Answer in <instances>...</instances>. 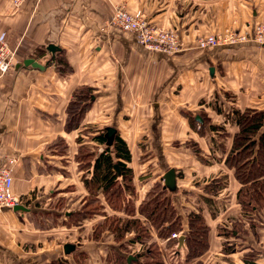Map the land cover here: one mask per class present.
<instances>
[{"label": "crops", "instance_id": "0c3cea01", "mask_svg": "<svg viewBox=\"0 0 264 264\" xmlns=\"http://www.w3.org/2000/svg\"><path fill=\"white\" fill-rule=\"evenodd\" d=\"M119 6L154 25L175 29L181 49L173 55L146 51L134 34L110 27L108 22ZM263 22L264 0H25L17 8L12 0H0V44H7L13 62L12 68L0 72V168L11 167L12 193L22 207L0 214V264L55 260L114 264L152 243L168 247L139 209L152 199L147 197L154 185H163L161 192L169 191L163 180L169 169L175 171L177 189L186 192L196 185L219 205L231 184L235 199L245 185L225 162L239 133L234 113H264V46L250 40L201 48L199 40L227 28L252 30ZM26 60L37 65L15 68ZM58 60L66 63L62 72ZM79 89L91 90L92 98L79 105L76 112L85 109L77 118L76 112L68 113ZM67 123L73 125L71 129L67 130ZM108 127L115 129L130 152L127 167L133 188L126 195L127 203L136 192H142L141 197L133 211H114L98 193L99 213L70 217L86 205L89 192L84 181L92 175L91 168L80 167L79 148L86 147L94 161L107 146ZM223 127L230 128L229 135L223 137L226 148L217 163L212 162L214 167L197 161V149L185 148L189 142L203 147L220 139ZM262 134L264 124L255 142ZM141 142L154 144L158 170L154 167L144 174L137 146ZM89 144L99 149L91 150ZM205 154L201 157L206 159ZM151 162L149 168L156 165ZM257 180L264 181V175ZM257 203L264 206L262 189ZM263 210L254 217L235 219L241 234H232L242 238H237L244 244L241 248L228 252L220 228L214 233L209 225L208 249L202 256L184 262V243L180 250L174 248L173 258L185 264L257 263L264 258V215L260 220L256 215ZM187 214L184 220L177 214L184 228ZM112 217L140 221L149 238L133 243V231L119 238L108 228ZM67 244L72 246L68 253ZM162 258L167 264L164 253Z\"/></svg>", "mask_w": 264, "mask_h": 264}, {"label": "trees", "instance_id": "16d2710c", "mask_svg": "<svg viewBox=\"0 0 264 264\" xmlns=\"http://www.w3.org/2000/svg\"><path fill=\"white\" fill-rule=\"evenodd\" d=\"M59 71L66 68V63L62 60L57 61ZM92 94L89 89H79L74 100L70 103L69 113L76 112L79 105L91 100ZM85 106L76 112L78 118L83 113ZM235 123L239 128V133L234 136L232 149L226 158V164L234 170V174L245 185L238 192V200L242 210L246 213L255 210L260 190L264 191V181L257 179L264 175V134L255 142L254 137L264 124V113L254 110H246L243 113H234ZM74 117V116H73ZM72 117V118H73ZM70 119V118H69ZM71 121L69 120V123ZM66 124V128L71 129L73 125ZM102 144L104 139L97 138ZM257 148L254 152V148ZM78 158L81 159L82 169L91 168V178L85 180L89 196L87 203L78 213L70 215L85 218L97 214L101 206L97 199L98 193L103 195L107 205L114 211H127V194L132 190L131 169L127 167L130 161V152L126 143L116 136L110 145L102 149V152L94 161V154L88 153L86 147L79 148ZM236 161V162H233ZM117 165L118 171L114 166ZM250 183V186H246ZM254 206V207H253ZM139 211L148 221L150 227L156 231L160 239H167L173 232L180 229V220L174 208L167 199L158 195L147 204L143 205ZM249 214V213H248ZM108 228L115 232L119 238L129 231L134 232L131 240L143 242L149 238V230L138 220H120L112 217L108 219ZM207 226L200 214L190 213L188 215V235L185 237V258L184 262L189 263L202 256L208 249ZM176 240H169L166 246H175ZM162 249L156 243H152L143 248L141 253H129L127 256L118 258L114 264H163ZM49 264H67L64 260H55ZM196 264H201L197 262Z\"/></svg>", "mask_w": 264, "mask_h": 264}, {"label": "rangeland", "instance_id": "374dc122", "mask_svg": "<svg viewBox=\"0 0 264 264\" xmlns=\"http://www.w3.org/2000/svg\"><path fill=\"white\" fill-rule=\"evenodd\" d=\"M228 114H231V111H228ZM224 117L226 118V117H228V115H226V116L224 115ZM223 128L224 129L221 130V128H220V130H219L220 131V135H219L220 139L218 138V140H215V141L213 139V141H211V142H206V144L204 143L205 144L204 146L202 145L203 147H200L199 144H194L192 142L186 143V144H184V146H186L185 148H187L190 151H192V149L198 150L195 152H197V157H198L197 161L199 163L201 161H203L204 163L210 162L209 165H213L212 162H214L216 164L219 157H220V153H221L220 151H224V148H226L225 139L223 137H227L229 135V129L230 128L229 127H223ZM131 145L132 144H130V146ZM153 145L154 144H152V143H142V142L140 144H137L138 147L140 146V148L138 150L140 152H142L141 154L143 156V157H141L139 162L141 163L140 164L141 167L145 169L144 174H148L147 170L154 168V167L156 170H158L157 159H156V157H154V156H156L155 154H156L157 150L153 149ZM87 147H89V149H91V150L94 149L95 151L99 149V146L96 147L92 144L87 145ZM103 147H104V145H102V148ZM203 150L208 152L210 155H206L205 153H203ZM254 151H256V147L254 148ZM216 153H218V154H216ZM202 154H205L208 158H206V159L202 158L201 157ZM149 162H151L152 164L154 163L156 165L151 166L149 168V166L147 165V163H149ZM233 162H236V161H233ZM215 164L212 167H214ZM151 176L152 175H150V177ZM146 177H147V175H146ZM154 177H157V175ZM235 179L237 181H239V179L236 177V175H235ZM198 184L199 183H197V185ZM162 186L163 185H160L159 183H158V185H154L153 189L149 192V196L147 197V200L151 199V198L153 199L155 197H158V195L166 196L168 198V201H170L172 207L176 209V210L174 209L176 215L179 214V216H181V218L183 220H184L183 217L186 215L187 212L189 214L190 212H193V211H195L194 213L200 214L201 217L204 219V221L207 218V221H205V223L208 224V225L206 224L207 229H208L207 241H208V235H209V225H210V230L213 231L214 233H215V231L217 233V230H219V228H220L219 232H221V233H219V234H221L223 236V238L226 240V242L223 243V247H224V249H227L228 252L232 251L233 249H238V248H241V246H244V244H242V242H241L242 238L232 234L235 232H236V234H241V226H239L238 224L234 225L235 219L240 218L241 216L247 217L249 215H252V217H254L255 212H258L260 209H262L264 207L261 205L259 206V203L255 202L256 207H257L255 210L248 212L249 214L246 213L245 211H243L242 210L243 208H242L241 204L239 203L238 196L236 195L237 193L235 194V199L233 198L234 190H233V185H231V184H230L229 189H226L223 191L222 197L219 200V205L217 204L218 203L217 201L214 202L211 199H207V196L205 194L202 195V193L205 191L202 192L201 189L197 188L196 185L194 186L195 189H191L190 191H186V192L183 191V189H181V188L177 189V187L172 192L167 191V190H165L164 192L163 191L161 192ZM241 189H242V187L240 188V190ZM209 191L212 192L213 189H210ZM263 193H264V191H263ZM141 194H142V192H136L135 197H134L135 199L133 198V196H131L132 199H130L131 197L129 198V201H128L127 206H126L127 212L134 210V208L137 206V202L139 201V197H141ZM235 209L240 210V213L235 211ZM241 211H243V212L241 213ZM263 215H264V210L260 214H257L256 218H258L259 216H263ZM258 220H260V219L258 218ZM208 221H209V223H208ZM257 226H258V224H257ZM180 232H183V233H180ZM176 233L179 234V237L177 239L170 237L172 234H176ZM172 234L167 239H165V242H167L169 240H176L177 245L171 246V247L169 246V248L161 246L162 252L164 253V256L166 257L167 264H185V263L181 262L180 259L173 258L172 253L174 251V248L175 249L177 248L179 250L182 248V247L178 248L177 241L181 236L186 237V235L189 234L188 233V227H185V228L182 227L181 220H180V229L173 232ZM237 238H239L241 241H238ZM256 238H258V237H256ZM261 238H263V237L260 236L259 240H257L258 243H259ZM163 245H166V243L163 242ZM183 245H184V242H183ZM263 245L264 244L262 243V246ZM126 250H128L130 252H134L132 248L126 247ZM248 253L252 254V257H256V255H257V254L252 253V252L251 253L248 252ZM255 259L252 260V262H254ZM259 260H260V262H259ZM256 262L258 264H264L263 256H261ZM257 263L254 262V264H257Z\"/></svg>", "mask_w": 264, "mask_h": 264}, {"label": "built area", "instance_id": "2783aa9c", "mask_svg": "<svg viewBox=\"0 0 264 264\" xmlns=\"http://www.w3.org/2000/svg\"><path fill=\"white\" fill-rule=\"evenodd\" d=\"M25 0H12L15 8ZM112 28L134 34L137 44L146 51L173 55L181 49L179 35L175 29H165L147 21L141 15H133L123 7L114 8L108 22ZM253 41L264 46V22L254 24L252 30L227 28L218 34L199 40L201 48L235 45L241 42ZM12 53L6 43L0 44V72L12 68ZM12 169L6 165L0 168V214L4 210H12L20 206V200L12 193ZM177 239L179 234H172Z\"/></svg>", "mask_w": 264, "mask_h": 264}, {"label": "water", "instance_id": "95a60500", "mask_svg": "<svg viewBox=\"0 0 264 264\" xmlns=\"http://www.w3.org/2000/svg\"><path fill=\"white\" fill-rule=\"evenodd\" d=\"M49 50H54V47H50ZM21 64L23 65H37L36 63H34V61L32 60H26L22 63H17L15 65V68H18L21 66ZM198 119V118H197ZM115 129L114 128H111V127H108L106 128L105 130V134H104V137L106 138V144L107 145H110L112 142H113V139H114V136H115ZM115 170L118 171V168H117V165L114 166ZM163 180H164V183H165V187L169 190V191H174L175 190V171L174 169H169L164 175H163ZM14 210H22V207L21 206H17L16 208H14ZM185 240V237L184 236H181L177 243H178V248L182 247L183 246V242ZM72 248L71 245L67 244L65 245L64 247V250L66 253H68V251Z\"/></svg>", "mask_w": 264, "mask_h": 264}, {"label": "bare ground", "instance_id": "6f19581e", "mask_svg": "<svg viewBox=\"0 0 264 264\" xmlns=\"http://www.w3.org/2000/svg\"><path fill=\"white\" fill-rule=\"evenodd\" d=\"M183 52V51H182Z\"/></svg>", "mask_w": 264, "mask_h": 264}]
</instances>
